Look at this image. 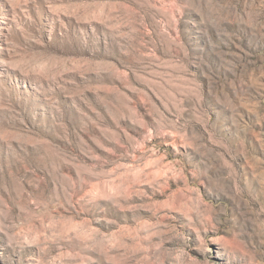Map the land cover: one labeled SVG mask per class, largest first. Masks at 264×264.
I'll return each instance as SVG.
<instances>
[{"label":"rangeland","instance_id":"374dc122","mask_svg":"<svg viewBox=\"0 0 264 264\" xmlns=\"http://www.w3.org/2000/svg\"><path fill=\"white\" fill-rule=\"evenodd\" d=\"M0 264H264V0H0Z\"/></svg>","mask_w":264,"mask_h":264}]
</instances>
